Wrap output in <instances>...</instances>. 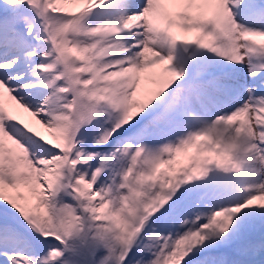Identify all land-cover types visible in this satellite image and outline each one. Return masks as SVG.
Here are the masks:
<instances>
[{"label":"snow or ice","instance_id":"snow-or-ice-1","mask_svg":"<svg viewBox=\"0 0 264 264\" xmlns=\"http://www.w3.org/2000/svg\"><path fill=\"white\" fill-rule=\"evenodd\" d=\"M0 264H264V0H0Z\"/></svg>","mask_w":264,"mask_h":264}]
</instances>
